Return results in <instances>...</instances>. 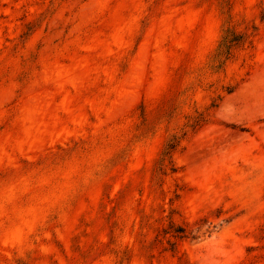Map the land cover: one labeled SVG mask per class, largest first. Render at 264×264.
<instances>
[{
    "label": "rangeland",
    "instance_id": "374dc122",
    "mask_svg": "<svg viewBox=\"0 0 264 264\" xmlns=\"http://www.w3.org/2000/svg\"><path fill=\"white\" fill-rule=\"evenodd\" d=\"M262 98L264 0H0V264H264Z\"/></svg>",
    "mask_w": 264,
    "mask_h": 264
},
{
    "label": "bare ground",
    "instance_id": "6f19581e",
    "mask_svg": "<svg viewBox=\"0 0 264 264\" xmlns=\"http://www.w3.org/2000/svg\"><path fill=\"white\" fill-rule=\"evenodd\" d=\"M251 92H253V91H251ZM253 93H255V92H253ZM255 95H256V93H255ZM252 97H253V96H252ZM254 98H257V99L259 100L258 96H254ZM260 100H261V99H260ZM260 100H259V101H260ZM262 100L264 101L263 98H262ZM263 101H261V102H263ZM256 102H257V101H255L254 103H256ZM257 104L259 105L260 103H256V105H257ZM261 104H262V103H261ZM263 105H264V104H263ZM255 107H256V106H255ZM246 109H248V108H246ZM254 110H255V109H254ZM254 110H253V111H254ZM257 110H258V108H257ZM254 112H255V111H254ZM263 133H264V131H263Z\"/></svg>",
    "mask_w": 264,
    "mask_h": 264
}]
</instances>
